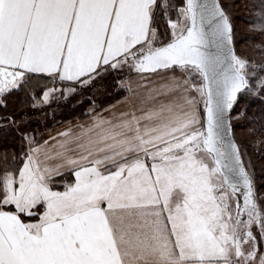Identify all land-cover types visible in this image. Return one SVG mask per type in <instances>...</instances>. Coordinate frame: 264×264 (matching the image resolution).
I'll list each match as a JSON object with an SVG mask.
<instances>
[{
    "label": "snow or ice",
    "instance_id": "1",
    "mask_svg": "<svg viewBox=\"0 0 264 264\" xmlns=\"http://www.w3.org/2000/svg\"><path fill=\"white\" fill-rule=\"evenodd\" d=\"M0 264H264V0H0Z\"/></svg>",
    "mask_w": 264,
    "mask_h": 264
},
{
    "label": "trees",
    "instance_id": "2",
    "mask_svg": "<svg viewBox=\"0 0 264 264\" xmlns=\"http://www.w3.org/2000/svg\"><path fill=\"white\" fill-rule=\"evenodd\" d=\"M237 24L240 27L241 32L245 33V29L247 28V24L245 23V21L237 20ZM255 42L256 41H254V40H246L241 45H239V48L241 47L240 49L242 50V49H244V47H248L251 51V55H254L252 48L249 45H251ZM37 98L39 99V96ZM120 98L121 97H116V98L107 100L105 102V107L108 104L115 103L116 100L120 99ZM97 103H99V101H97ZM243 106H244V103L242 102L241 107H243ZM256 107H257L256 105H252L253 110H255ZM81 110H82V108H79V109L73 111L72 108L69 107V104L63 105L60 109L54 110V112H53V109L48 110V109H44L40 106L36 110L30 111V117L32 120L31 125H34L35 128L38 127V128L42 129L43 125L46 123V125H44V128L41 131L44 134V138H45V134L49 130L53 129L55 126H57L59 124H63L65 122L75 120V119H85L87 116L81 115V113H82ZM50 113H55V114L51 115ZM53 118H54V120H53Z\"/></svg>",
    "mask_w": 264,
    "mask_h": 264
},
{
    "label": "rangeland",
    "instance_id": "3",
    "mask_svg": "<svg viewBox=\"0 0 264 264\" xmlns=\"http://www.w3.org/2000/svg\"><path fill=\"white\" fill-rule=\"evenodd\" d=\"M241 48V47H240ZM247 48V49H246ZM242 51L246 54V55H249V56H251V51H250V49L248 48V47H244V49H242ZM249 52V53H248ZM116 98V97H115ZM71 103L73 104V105H75V103H76V99L75 98H73V100L71 101ZM63 105H66V103L63 101V100H55V101H53V102H51V106L49 107V106H41L42 108H44V109H48V110H50V109H53V112H54V110H57V109H60ZM88 107H89V105L87 104V103H85L84 104V106H83V108H82V110H81V112H87V110H88ZM51 115H54L55 113H50ZM53 120H54V118H53ZM44 125H46V123L44 124ZM44 125H43V128H44ZM31 126V128H34V129H36L38 132H41L42 131V129L41 128H38V127H36L35 128V126L34 125H30Z\"/></svg>",
    "mask_w": 264,
    "mask_h": 264
},
{
    "label": "crops",
    "instance_id": "4",
    "mask_svg": "<svg viewBox=\"0 0 264 264\" xmlns=\"http://www.w3.org/2000/svg\"><path fill=\"white\" fill-rule=\"evenodd\" d=\"M86 119H87V117L85 119H75V120H71V121L65 122L63 124H59V125L55 126L53 129L49 130L45 134V138L44 139L47 140L49 138V135L55 136L58 131L64 130L69 125V123L75 124L77 121H83V120H86ZM69 179H71V178L69 177Z\"/></svg>",
    "mask_w": 264,
    "mask_h": 264
}]
</instances>
